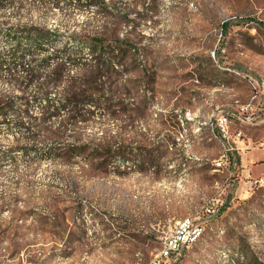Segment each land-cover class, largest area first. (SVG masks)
Returning a JSON list of instances; mask_svg holds the SVG:
<instances>
[{
	"label": "rangeland",
	"instance_id": "1",
	"mask_svg": "<svg viewBox=\"0 0 264 264\" xmlns=\"http://www.w3.org/2000/svg\"><path fill=\"white\" fill-rule=\"evenodd\" d=\"M104 1L0 7L2 28L56 29L68 48L71 34L91 33L128 49V93L106 103L112 115L46 118L31 101L28 115L0 119V264H150L175 221L218 195L202 236L171 264H264V0ZM91 56H73L78 82ZM0 90L21 92L5 75ZM104 140L90 159L72 148Z\"/></svg>",
	"mask_w": 264,
	"mask_h": 264
},
{
	"label": "trees",
	"instance_id": "2",
	"mask_svg": "<svg viewBox=\"0 0 264 264\" xmlns=\"http://www.w3.org/2000/svg\"><path fill=\"white\" fill-rule=\"evenodd\" d=\"M50 1L57 6L61 2L81 4L85 7L93 5L98 7L100 4L105 6L104 0H99V2L98 0ZM13 2L14 0H0V7L11 5ZM226 24L227 22H223V26ZM0 38H4L8 42L5 49H0V76L5 75V80L11 87H19L21 90L19 94L15 95L12 94V90L3 92L0 90L1 120H3L2 117L14 113L28 115L30 112L29 103L39 101L43 104L41 113L46 118L58 117L66 113L70 120L89 121L90 115L96 109L103 115H112L114 110L106 103L116 101L121 104L123 97L128 93L123 85L127 71L123 59L128 49L120 39L110 42L91 33L71 34V39L74 38L76 45L68 48L65 42L58 45L60 36L56 29L32 25L15 28L0 27ZM82 48L87 49L92 56L84 59L86 62L84 70L88 72L87 78L78 82L70 72L77 64L76 58L73 56L80 53ZM42 53H46V55L37 56ZM112 75L115 76L112 77ZM41 76H46L50 81L53 80V83L50 85L49 82L44 81L33 82ZM64 77L68 83L63 86L58 97H51L50 89L56 88L57 82H60ZM31 85L34 87L32 92L29 91ZM99 101L104 103L102 107L96 104ZM118 111H122V108ZM23 127L28 129L27 126ZM73 127H77L76 122ZM104 141V143H95L92 146L89 144L86 146L85 144L74 145L72 148L79 154L88 149L86 153L90 159L95 157L92 153L93 150H105L107 145L106 140ZM139 160L134 157V161L138 162Z\"/></svg>",
	"mask_w": 264,
	"mask_h": 264
},
{
	"label": "built area",
	"instance_id": "3",
	"mask_svg": "<svg viewBox=\"0 0 264 264\" xmlns=\"http://www.w3.org/2000/svg\"><path fill=\"white\" fill-rule=\"evenodd\" d=\"M227 118L225 116L219 117V123L225 125ZM223 126V130H224ZM240 133H238L239 136ZM227 164V160H218L217 166H224ZM260 181L255 179L253 181L248 180L246 183L247 188L251 187L255 182ZM222 204V198L220 195L213 197L206 204L202 205L197 211L194 217L187 218L186 220L174 223L173 229L167 234L161 242V246L150 264H171L176 259L181 249L189 244L190 238L197 232L199 228L204 226V223L200 220L201 216H212L216 213L219 205Z\"/></svg>",
	"mask_w": 264,
	"mask_h": 264
},
{
	"label": "bare ground",
	"instance_id": "4",
	"mask_svg": "<svg viewBox=\"0 0 264 264\" xmlns=\"http://www.w3.org/2000/svg\"><path fill=\"white\" fill-rule=\"evenodd\" d=\"M195 214H196V212H195ZM195 214H194L193 216H186V217H182V218H180V219H177V220L175 221V223H178V222H180V221L186 220L187 218L194 217ZM203 231H204V226H202L201 228H199V229L197 230V232H195V233L193 234L192 238H190V242H189V244L186 245V247H188L189 245H191V244H193L194 242H196V241L202 236ZM178 255H179V253H178ZM178 255L176 256V258L178 257Z\"/></svg>",
	"mask_w": 264,
	"mask_h": 264
},
{
	"label": "crops",
	"instance_id": "5",
	"mask_svg": "<svg viewBox=\"0 0 264 264\" xmlns=\"http://www.w3.org/2000/svg\"><path fill=\"white\" fill-rule=\"evenodd\" d=\"M255 155H259L257 152L255 153V152H253L252 154H251V156H255ZM244 161L247 163V161H248V158L247 157H245L244 158ZM248 181V180H247ZM247 181H245V186H246V183H247ZM246 188H247V186H246Z\"/></svg>",
	"mask_w": 264,
	"mask_h": 264
}]
</instances>
